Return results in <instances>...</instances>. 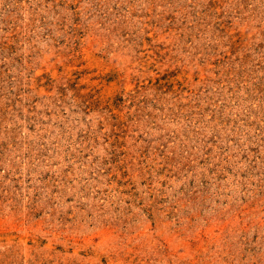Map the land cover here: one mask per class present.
<instances>
[{"label": "rangeland", "instance_id": "obj_1", "mask_svg": "<svg viewBox=\"0 0 264 264\" xmlns=\"http://www.w3.org/2000/svg\"><path fill=\"white\" fill-rule=\"evenodd\" d=\"M0 264H264V0H0Z\"/></svg>", "mask_w": 264, "mask_h": 264}]
</instances>
